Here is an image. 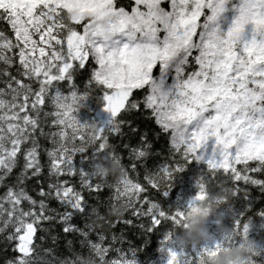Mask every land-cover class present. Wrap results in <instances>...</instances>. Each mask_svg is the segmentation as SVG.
Wrapping results in <instances>:
<instances>
[{"label": "snow or ice", "instance_id": "6c2138e0", "mask_svg": "<svg viewBox=\"0 0 264 264\" xmlns=\"http://www.w3.org/2000/svg\"><path fill=\"white\" fill-rule=\"evenodd\" d=\"M0 22V264H136L111 228L174 221L158 199L190 161L237 192L264 188V0H0ZM96 94L110 119L80 123ZM139 116L167 136L155 170ZM101 159L122 175L98 176ZM56 228L69 255H41Z\"/></svg>", "mask_w": 264, "mask_h": 264}, {"label": "trees", "instance_id": "16d2710c", "mask_svg": "<svg viewBox=\"0 0 264 264\" xmlns=\"http://www.w3.org/2000/svg\"><path fill=\"white\" fill-rule=\"evenodd\" d=\"M119 2L126 5L131 3V0H119ZM0 30H5L7 34L3 22H0ZM86 99L90 103L89 108L82 106L77 108L74 113L80 117V121H84L83 123H95L98 126H103L106 120L100 119L94 113L96 108L102 104V98L96 94ZM134 126L147 132L152 142L153 154L146 162L148 167L155 170L167 163L169 147L167 136L155 134L158 131V126L154 121L139 116L134 120ZM44 130L48 132L50 129L45 125ZM51 130L54 131L55 128ZM137 139L133 138L132 143L135 144ZM38 141L41 145L40 159L43 163L47 160L43 150L50 145L44 137L38 136ZM111 142L118 143L119 138L113 139ZM108 162L101 159L98 169L106 167ZM205 170L204 162L190 161L173 174L167 196L160 197L158 202L161 207L176 213L174 221H169L148 233H143L138 227L139 223H143V221L134 220L132 225L116 223L111 228V233L122 234L124 237L123 243L116 246L124 250L132 249L136 264H160L165 244L169 241L181 242L188 232L189 220L198 215L203 220L200 226L203 233L202 238L196 243H184L188 254L196 260L197 264H210L217 254L227 255V264H238L240 263L239 259L232 254H243L249 243L252 248L246 264H264V188L251 186L247 190L241 189L237 192L233 183L223 176L209 179L207 175H202ZM42 171L46 175V166ZM32 187L33 183L29 181V190ZM4 191V185L0 183V195ZM30 194L35 195L31 191ZM108 195L107 189L102 190L101 200ZM52 203L54 206L55 202ZM180 213L183 214L182 217L179 215ZM75 222L80 223L79 220ZM97 224L102 225L97 226L100 231L109 233L108 227L102 222L98 221ZM211 230L215 233L219 231L220 236L215 242H212V237L209 236ZM59 231V228H56L52 233H46V238L43 241H37L41 244V255H45L44 248L54 249V254L61 258L69 255L63 240L56 239L54 243L53 238ZM164 236L167 237L166 240H164ZM93 238L95 239V234H93ZM0 247H2V241H0ZM8 251L11 253V249ZM3 259L4 253L0 251V261Z\"/></svg>", "mask_w": 264, "mask_h": 264}, {"label": "clouds", "instance_id": "9594fccd", "mask_svg": "<svg viewBox=\"0 0 264 264\" xmlns=\"http://www.w3.org/2000/svg\"><path fill=\"white\" fill-rule=\"evenodd\" d=\"M93 171L96 172V174L100 176L101 178L111 177L114 180L118 179L122 175L119 169V166L115 163H112L111 161L107 163L106 167L102 169L94 168ZM117 213L119 215L123 214L119 209L117 210ZM202 223H203V220L200 216L198 215L193 216L189 220L188 232L182 238L181 242L182 243L198 242L202 238V235H203L202 229L200 227ZM97 226H102V225L97 224ZM251 248H252V245L251 243H249L244 249L243 254L238 255L237 253H233L232 255L239 259L240 264H246V261L250 258L249 253L251 252ZM227 259H228L227 255L217 254V256L210 261V264H227Z\"/></svg>", "mask_w": 264, "mask_h": 264}, {"label": "rangeland", "instance_id": "374dc122", "mask_svg": "<svg viewBox=\"0 0 264 264\" xmlns=\"http://www.w3.org/2000/svg\"><path fill=\"white\" fill-rule=\"evenodd\" d=\"M166 6V4H165ZM86 103V105H83ZM86 106V108H89L90 103L87 99L82 101L81 106ZM96 116H98L100 119H104L108 121L110 119V113L105 111L104 109V101L102 104L96 108L95 112ZM74 115L79 120L80 123H83L84 121H80V117H78L75 113ZM204 162V161H200ZM219 233V231H218ZM215 233V231L211 230L209 231V236L212 237L211 241L215 242L219 238L220 234ZM187 247L184 243L179 241H169L165 244L163 248V257L160 260V264H169V260L175 259L177 261V264H197L196 260L191 258V256L187 252ZM240 264V263H238Z\"/></svg>", "mask_w": 264, "mask_h": 264}]
</instances>
